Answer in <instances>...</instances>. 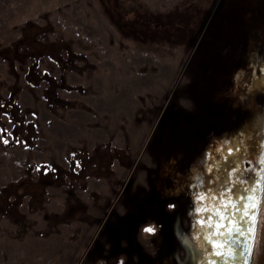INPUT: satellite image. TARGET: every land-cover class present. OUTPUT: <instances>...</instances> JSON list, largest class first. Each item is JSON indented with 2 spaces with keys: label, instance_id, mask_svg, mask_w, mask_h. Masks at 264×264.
Returning a JSON list of instances; mask_svg holds the SVG:
<instances>
[{
  "label": "rangeland",
  "instance_id": "374dc122",
  "mask_svg": "<svg viewBox=\"0 0 264 264\" xmlns=\"http://www.w3.org/2000/svg\"><path fill=\"white\" fill-rule=\"evenodd\" d=\"M217 1L0 0V264H79Z\"/></svg>",
  "mask_w": 264,
  "mask_h": 264
},
{
  "label": "water",
  "instance_id": "95a60500",
  "mask_svg": "<svg viewBox=\"0 0 264 264\" xmlns=\"http://www.w3.org/2000/svg\"><path fill=\"white\" fill-rule=\"evenodd\" d=\"M263 152L264 0H218L79 264H114L123 253V264H189L190 255L178 254L189 245L183 220L200 217L206 200L220 196L224 218L237 225L232 237L239 251L225 243L217 253L215 238L205 237L209 244L200 252L203 242L197 237L191 256L201 257V264H236L252 235L259 186L254 173ZM138 170L145 172L142 182L136 180ZM137 187L146 196L140 202L132 194ZM170 204L175 208L165 210ZM148 214L164 238L157 260L145 255L136 239ZM225 222L219 235L224 240L231 235Z\"/></svg>",
  "mask_w": 264,
  "mask_h": 264
},
{
  "label": "flooded vegetation",
  "instance_id": "af4514ba",
  "mask_svg": "<svg viewBox=\"0 0 264 264\" xmlns=\"http://www.w3.org/2000/svg\"><path fill=\"white\" fill-rule=\"evenodd\" d=\"M178 79V78H177ZM176 79V81H177ZM175 81V83H176ZM174 83V85H175ZM173 85V87H174ZM173 89V88H172ZM172 91V90H171ZM170 91V93H171ZM169 93V95H170ZM168 95V97H169ZM167 100V99H166ZM166 102V101H165ZM164 105V104H163ZM163 108V106H162ZM161 108V109H162ZM161 112V110H160ZM159 112V114H160ZM159 114L157 115V118L159 117ZM156 118V120H157ZM156 122V121H155ZM140 155V154H139ZM138 155V157H139ZM137 157V159H138ZM135 160V162L137 161ZM143 160L148 162V157L146 155L143 156ZM134 162V164H135ZM133 164V166H134ZM132 166V168H133ZM155 166V165H153ZM131 168V170H132ZM130 170V171H131ZM130 173V172H129ZM129 175V174H128ZM136 180L139 182H142L145 176V172L142 170H138L136 172ZM128 177V176H127ZM258 177L259 186L257 189L258 194V202H257V208H256V215L252 230L251 237L247 238L243 244L242 249L240 250L241 253L236 259V264H264V152L259 160V166L258 170L254 173V178ZM127 179V178H126ZM125 179V180H126ZM125 182V181H124ZM123 185V184H122ZM123 187V186H122ZM121 187V189H122ZM147 187V186H145ZM138 188V187H137ZM144 188V187H143ZM120 189V190H121ZM146 190V188H144ZM141 192V193H139ZM132 194L139 195L138 202L143 201L146 199V196L144 195L145 192L141 190L140 188L135 189L132 191ZM206 202H209V205L205 206L202 210H199V213L202 215L200 217H189L186 216L183 220V227L187 234V244H189L187 247H185L184 251L183 248H179L178 254L180 258H183V255H190L189 264H201V257L194 258L191 256V254L197 252V241L196 238H202L201 243V250L200 252H204V246H208V241H205L203 238L205 237H211L215 238L218 245V249H215L213 251L217 253H222L224 250V244L227 245L232 244L234 245V251H239L237 242L235 238L232 237V233L234 232L235 228L237 229L236 223L229 217L224 218V210H223V201L221 196L219 199H210L209 201L206 200ZM146 204V203H145ZM149 203L147 202L146 205ZM169 205H166L165 210L171 211L168 209ZM175 208V206H173ZM221 215L223 218H221ZM209 217H211V220H209ZM226 225V231L229 232L230 237H227V239H223V236H219L221 234H224V223ZM155 221L150 214L146 215L142 222H140L138 226V232H137V242L142 246L143 251L145 252V255L151 257L152 260H157L159 258V251L161 242H162V236L161 233L158 231L156 235H147L146 233H143L141 229L145 225H150L151 222ZM203 221V223L201 222ZM156 222V221H155ZM157 223V222H156ZM217 224H219V227H217ZM159 226V224L157 223ZM239 225V224H238ZM160 227V226H159ZM206 230V231H205ZM208 231V234H207ZM205 233V234H203ZM219 236V237H217ZM217 237V240H216ZM164 240V238H163ZM123 245H126L125 242H123ZM231 250V249H230ZM229 250V251H230ZM164 253V252H163ZM163 255V254H162ZM127 258L126 254H120L117 260L114 262V264H119L121 262H124ZM134 259H137V256L133 255ZM201 261V262H200ZM85 264H103L102 261H97L95 263L89 262Z\"/></svg>",
  "mask_w": 264,
  "mask_h": 264
},
{
  "label": "clouds",
  "instance_id": "9594fccd",
  "mask_svg": "<svg viewBox=\"0 0 264 264\" xmlns=\"http://www.w3.org/2000/svg\"><path fill=\"white\" fill-rule=\"evenodd\" d=\"M168 209H169V210L171 209V206H170V205L168 206ZM148 226H151V227H152L153 232H151V233H147V232L144 231V228H145V227H148ZM141 231H142L143 233H146L147 235H156V233L159 231V226L157 225V223H156L155 221H153V222L150 223V225H145V226L141 229Z\"/></svg>",
  "mask_w": 264,
  "mask_h": 264
},
{
  "label": "snow or ice",
  "instance_id": "6c2138e0",
  "mask_svg": "<svg viewBox=\"0 0 264 264\" xmlns=\"http://www.w3.org/2000/svg\"><path fill=\"white\" fill-rule=\"evenodd\" d=\"M5 143H7V141H5ZM170 206H171L170 210H172L173 209V205L170 204ZM221 218H223L222 215H221ZM209 220H211V217H209ZM201 222L203 223V221H201ZM217 227H219V224H217ZM144 231L147 232V233H151V232H153V229H152L151 226H148V227L144 228ZM121 264H123V262H121Z\"/></svg>",
  "mask_w": 264,
  "mask_h": 264
}]
</instances>
